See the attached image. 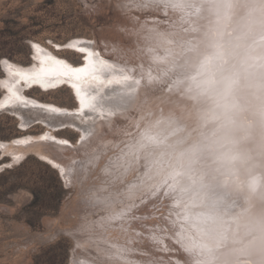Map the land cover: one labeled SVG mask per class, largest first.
Returning a JSON list of instances; mask_svg holds the SVG:
<instances>
[{"label": "bare ground", "instance_id": "obj_1", "mask_svg": "<svg viewBox=\"0 0 264 264\" xmlns=\"http://www.w3.org/2000/svg\"><path fill=\"white\" fill-rule=\"evenodd\" d=\"M129 3L166 14L169 23L152 19L137 25V47L128 53L114 44L108 51L113 58L97 56L95 42L73 40L91 45L96 64L95 72L78 81L51 75L45 79L56 86L44 88L12 75L57 66L42 65L40 56L84 65L41 44L33 66L4 63V86L26 99L15 101L8 92L0 112L17 113L24 127L42 122L55 139L0 141V149L15 161L38 153L63 169L68 181L83 185L91 212L105 210L98 223L78 230L87 238L78 239L72 264H264V0L122 5L132 9ZM73 83L90 105L83 113L80 106L47 111L52 104L23 94L30 86L50 90ZM132 110L139 115L133 117ZM25 115L36 118L29 122ZM117 116L130 124L119 126ZM68 126L80 132L79 144L55 134ZM106 126L118 139L107 136ZM93 173L98 181L88 186ZM162 200L171 204L170 214L157 220L151 207ZM170 239L191 257L163 253L181 250ZM147 241L165 245L163 254L137 247Z\"/></svg>", "mask_w": 264, "mask_h": 264}, {"label": "rangeland", "instance_id": "obj_2", "mask_svg": "<svg viewBox=\"0 0 264 264\" xmlns=\"http://www.w3.org/2000/svg\"><path fill=\"white\" fill-rule=\"evenodd\" d=\"M122 4L123 0H0V100L8 93L3 84L9 79L4 61L24 67L36 63L30 42L41 44L74 65H81L84 59L80 53L58 46L68 40L86 39L96 43L97 56L103 52L113 58V52L108 51L114 44L121 45L128 53L137 47L133 34L137 25L154 19L165 25L169 23L170 17L166 14L153 10L142 12L130 3L132 9ZM163 92L161 89L154 93L160 95ZM23 94L58 107L76 109L80 106L69 85L50 90L30 86ZM131 114L136 117L139 110H132ZM25 117L31 119L29 122L36 118ZM114 120L119 126L130 124L120 116ZM21 121V116L15 112H0V141L41 136L50 130L39 121L27 127ZM106 130L107 136L118 139L108 127ZM55 134L74 144L81 140L80 132L69 126L56 130ZM47 161L34 151L15 161L12 154L0 149V264H72L74 257L78 258V239L87 238L79 235L78 230L89 227L94 221L98 223V218L105 214V210L97 212L93 209L91 212L83 199V185L68 181L58 167ZM95 174L87 181L88 186L98 181ZM163 200L151 207L152 218L158 220L164 213L170 214L167 209L171 204L163 203ZM170 240L179 247L177 241ZM159 245L156 241H147L138 243L137 247L144 252L161 254L165 245L162 249ZM179 248L180 251L173 249L163 253L191 257L183 247ZM81 257L83 255L79 257L80 262Z\"/></svg>", "mask_w": 264, "mask_h": 264}, {"label": "snow or ice", "instance_id": "obj_3", "mask_svg": "<svg viewBox=\"0 0 264 264\" xmlns=\"http://www.w3.org/2000/svg\"><path fill=\"white\" fill-rule=\"evenodd\" d=\"M30 47L32 48L33 52L36 54H39L41 52L40 46L35 43L30 42ZM58 47H64L66 49H70L73 51H76L81 54V56L84 59V65L83 66H69L64 61L56 58L54 59L51 56H40V63L42 65L46 64L48 61H51L54 65H57L56 67H41L38 71H33L31 73L23 72V71H15L12 72V75H15L19 78V80L25 84H35L40 85L44 88H51L55 87L56 84L48 82L45 78L49 77L51 75H56L59 77H65L68 80H80L83 76L89 75L91 72L96 71V64L93 61V51L91 49V45L89 43L84 42H78L73 40L66 41L63 45H59ZM4 63H8L7 61H4ZM101 65L104 64L103 61L100 62ZM9 71L11 72V67L9 66ZM93 79H96L95 76L92 77ZM125 80L129 79L128 76L124 77ZM62 83L63 81H59ZM119 83V81H116ZM109 83H112V81H109ZM136 85L140 84V80L135 81ZM76 92V95L78 97V102L80 105V111L83 113L85 109L89 108L90 105L86 98L81 94L80 88L76 83H73L70 85ZM7 91L10 94V97L14 99L15 101H21L23 102L26 98H22L13 88H8ZM44 110V109H42ZM47 111L51 112H59L61 109H59L55 105L47 106ZM42 140H49V139H55L52 137H49L47 134H43L40 137ZM62 144H67L68 141H60ZM17 143H28V140L25 138H21L17 141ZM51 163V161H49ZM61 175H63V169H60Z\"/></svg>", "mask_w": 264, "mask_h": 264}]
</instances>
